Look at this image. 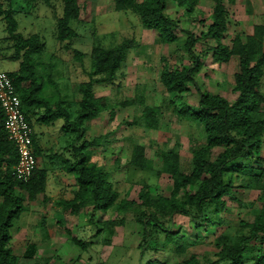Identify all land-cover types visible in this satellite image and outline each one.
Here are the masks:
<instances>
[{
    "label": "trees",
    "instance_id": "trees-1",
    "mask_svg": "<svg viewBox=\"0 0 264 264\" xmlns=\"http://www.w3.org/2000/svg\"><path fill=\"white\" fill-rule=\"evenodd\" d=\"M213 1L210 22L203 23L206 28L204 31L196 34L189 29H182L187 35L184 48L188 53L189 63L174 66L165 57L162 58L161 81L172 96L173 110L179 118L195 122L203 129L205 144L194 150L190 173L182 171L180 154L176 149H158L163 161V172L173 179V189L169 197H153L151 185L145 181L142 184L139 192L141 205L153 208L154 213L148 215L141 210L138 216V222L143 227V240L139 244L140 264H166L158 258H145L148 245L151 247L152 236L158 232L165 234L166 247L171 242L178 251L186 249L182 242L192 245L202 242L201 238H189L180 231L167 227L155 212L170 213L171 216L182 212L197 223L196 228H201L204 222L214 219L213 214L225 208L227 197L236 199L233 192L237 187L264 192V92L261 91L264 78V25H255L253 33L248 35L246 40L237 34L229 46L223 42L229 30V9L225 1ZM113 2L116 11H131L137 14L146 29L157 31L162 43L172 44L179 40L177 29L180 28V23L169 14V3L183 7L186 13L191 15L195 12L199 0ZM39 4L51 7L53 0H8L7 5L0 0V17L6 24L7 38L14 41V52L9 57L19 61L17 70L7 72L21 99L22 110L32 127L36 122L50 125L63 119L62 130L66 134L77 133L78 137L72 145L73 157H64L59 153L51 155L65 172L74 175L78 188L72 199H58L55 203L71 215L84 212L93 223L97 213L104 215L117 204L119 193L110 180L109 172L92 161L91 149H106L111 142V133L94 136L92 139L84 138L85 124L98 118L104 110L111 107L105 96L96 95L95 86L112 84L118 78L133 39L125 38L120 43L108 47L96 44L90 53L72 48L71 42L79 37V33L71 22L80 18L83 8L80 0H62L63 13L56 17V38L62 44L67 41L63 46L73 52L77 62L83 65L86 58L91 61L89 79L78 85L82 98L73 118L70 107L64 104L66 95H63L59 85L50 76L48 83L57 93L54 96L45 93L46 84L37 70L38 57L42 56L46 47L40 34L25 36L19 31L17 14L36 9ZM207 39H211L213 44L207 43L205 48L197 53V44ZM210 53L219 63L228 62L233 55L239 57L240 69L235 73L233 89L237 97L234 101L219 94L201 91L197 84L196 75ZM192 85L200 94L196 105L183 101L184 94L191 90ZM160 112L158 106L145 105L139 120L144 122L148 129H158ZM33 143L38 157L40 149L34 140V134ZM17 161L16 146L7 137L5 114L0 105V264H18L20 260L10 246L12 228L25 208L24 199L17 193V189L25 191L30 199L41 193L46 194L48 170L38 166L30 180L24 182L15 175L14 167ZM131 162L142 170L154 174L161 172L155 169L154 165L151 166L143 145H136ZM192 186H197L194 192ZM181 194L184 195L182 200L178 199ZM44 200L46 203L50 198L45 197ZM137 203L135 199L123 198L120 199L117 209L126 212ZM122 222L108 221L105 224L112 227ZM42 224L45 226L46 222L43 220ZM247 227V234L240 235L235 243H225L220 248L216 253V260L201 263L198 257L192 254L177 264H264V206L259 210L254 222L247 224ZM74 242L86 250L90 240L75 236ZM34 251L35 246L30 245L27 255H33Z\"/></svg>",
    "mask_w": 264,
    "mask_h": 264
},
{
    "label": "rangeland",
    "instance_id": "rangeland-1",
    "mask_svg": "<svg viewBox=\"0 0 264 264\" xmlns=\"http://www.w3.org/2000/svg\"><path fill=\"white\" fill-rule=\"evenodd\" d=\"M3 1L5 5L8 4V0ZM223 1L229 9V30L223 39L225 44L231 46L232 39L237 34L245 39L253 33L255 25H264V0ZM80 4L83 8L81 16L77 21L71 22L79 33V37L71 42L72 48L90 53L96 44L108 47L125 38L133 39L118 78L112 84L95 86L96 95L105 96L111 107L85 124L84 138L92 139L94 136L111 133V142L106 149H91L92 161L109 172L119 198L117 204L104 215L97 213L95 222L91 223L84 212L71 215L58 206L55 201L63 198V195L58 194L54 199L48 197L47 193L54 195L53 185L48 190L46 187V194L41 193L34 199H30L25 191L17 189L25 203L24 211L11 231L10 246L20 259L18 264H140L139 244L143 240V227L138 222V216L141 210L148 215L154 213L153 208L141 205L139 192L142 184L145 181L151 185L153 197H169L173 189V179L163 172V161L158 149H176L180 154L182 171L190 173L194 150L205 144L203 129L195 122L179 118L175 114L172 96L161 81V71L163 57L174 66L189 63L190 59L184 48L187 35L182 29H189L196 34L204 31L206 28L203 23L210 22L214 1L199 0L191 15L183 7L169 3V14L180 23V28L177 29L179 40L172 44L162 43L157 31L146 29L137 14L116 11L113 0H80ZM62 13V0H53L51 7L39 4L36 9L27 13L20 12L16 18L22 34L29 36L39 33L46 45L42 56L38 57L37 65L38 73L43 76L46 84V95L54 96L57 93L48 83L50 76L59 85L63 95H66L64 104L70 107L72 117L75 118L82 98L78 85L89 79L91 61L86 58L83 65L77 62L73 52L63 46L67 41L62 44L57 40L56 17ZM7 36L6 24L0 17V69L14 71L19 68V61L9 57L14 52V41ZM207 43L213 44L211 39L201 40L195 48L196 52L200 53ZM239 69L240 59L237 55H233L226 63H219L210 53L196 75L197 84L201 91L219 94L234 101L237 97L233 90L235 73ZM261 91L264 92V78ZM199 98V91L192 85L191 90L184 94L183 101L196 105ZM145 105L160 107L158 129H148L139 120ZM34 124L38 129V125ZM63 124L64 120L59 119L52 125L60 126V131L67 136L66 148L69 149V157H73L72 145L78 136L77 133L66 134L62 130ZM136 145L145 146L146 156L150 159L151 166L154 165L155 169L161 171L159 174L132 164L131 156ZM262 156L264 157V149ZM196 188L197 186L191 187L193 192ZM77 189L76 187L72 191L73 196ZM233 193L236 199L227 197L225 208L213 214L214 219L204 222L201 228H196L197 223L182 212L174 216L155 212L167 227L180 231L189 238H201L202 242L197 245L182 242L186 249L178 251L174 243L170 242L166 247L165 234L158 232L153 234L152 248L148 245L145 258H158L166 264L182 263L192 254L201 263L216 260V253L225 243L233 244L240 235L249 232L247 224L254 222L264 206V192L260 190H243L237 187ZM183 196L179 195L178 199L182 200ZM45 197L50 198V201L45 203ZM123 198L135 199L138 203L129 211L120 212L117 205ZM43 220L46 222L45 226L42 224ZM108 221L123 222L107 227L105 222ZM75 236L90 240L89 247L85 250L77 245L74 242ZM30 245L35 246L33 255H27Z\"/></svg>",
    "mask_w": 264,
    "mask_h": 264
},
{
    "label": "built area",
    "instance_id": "built-area-1",
    "mask_svg": "<svg viewBox=\"0 0 264 264\" xmlns=\"http://www.w3.org/2000/svg\"><path fill=\"white\" fill-rule=\"evenodd\" d=\"M0 105L5 114L7 137L15 144L18 154L15 175L21 181H28L38 168V157L33 143L34 129L22 110L21 99L5 70H0Z\"/></svg>",
    "mask_w": 264,
    "mask_h": 264
},
{
    "label": "crops",
    "instance_id": "crops-1",
    "mask_svg": "<svg viewBox=\"0 0 264 264\" xmlns=\"http://www.w3.org/2000/svg\"><path fill=\"white\" fill-rule=\"evenodd\" d=\"M36 124L38 129L35 124L33 128L34 140L40 149L38 166L45 167L48 170L47 190L50 185H53L55 189L54 195L47 193V196L54 199L56 195L60 194L63 195V198L58 199H72L74 197L72 191L77 187L74 175L65 172L60 163L51 158V155L55 153L69 157V149L66 148L68 138L60 131V126L52 125L53 123L46 125L36 122Z\"/></svg>",
    "mask_w": 264,
    "mask_h": 264
}]
</instances>
